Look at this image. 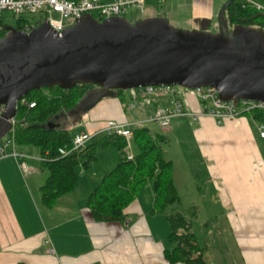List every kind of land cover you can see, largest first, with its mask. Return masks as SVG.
<instances>
[{
	"label": "crops",
	"instance_id": "1",
	"mask_svg": "<svg viewBox=\"0 0 264 264\" xmlns=\"http://www.w3.org/2000/svg\"><path fill=\"white\" fill-rule=\"evenodd\" d=\"M161 1L156 0L159 9L155 1L144 4L135 19L157 16L179 28L210 27L226 0ZM102 102L90 109L93 120L73 134L100 129L105 118H122L115 109L101 118ZM190 106L195 109L193 103ZM59 117L56 125L67 129L70 117L63 113ZM184 119L195 124L194 138L208 162L205 190L225 210L205 219L198 234L191 225L204 259L209 264H264V156L259 150L264 137L258 134V122L250 116L221 124L208 116L195 121L183 116L173 119L164 131L182 127ZM29 146L6 145L0 158V264H168L162 251L172 244L165 239V216L152 212V188L146 187L144 196L137 193L123 210L121 222H95L86 207L88 193L106 172L82 187L77 183L52 207H44L39 187L47 172L34 168L33 162L41 165L38 148ZM19 162L26 165V171L19 169ZM82 173L80 169L77 177ZM196 188L201 189L200 185Z\"/></svg>",
	"mask_w": 264,
	"mask_h": 264
},
{
	"label": "water",
	"instance_id": "2",
	"mask_svg": "<svg viewBox=\"0 0 264 264\" xmlns=\"http://www.w3.org/2000/svg\"><path fill=\"white\" fill-rule=\"evenodd\" d=\"M232 1L219 7L216 33L177 29L157 16L130 22L90 14L59 33L45 21L28 30L8 27L0 37V139L10 128L16 101L53 86H89L69 117L114 90L144 86L211 87L222 101L264 102V33L229 28L223 13Z\"/></svg>",
	"mask_w": 264,
	"mask_h": 264
},
{
	"label": "trees",
	"instance_id": "3",
	"mask_svg": "<svg viewBox=\"0 0 264 264\" xmlns=\"http://www.w3.org/2000/svg\"><path fill=\"white\" fill-rule=\"evenodd\" d=\"M251 1L264 6V0ZM90 15L101 20L94 14ZM223 17L229 28L241 25L264 33V11L255 9L244 0L229 3ZM35 21L31 22L27 16H19L13 19V26H9L0 18V37L8 27L22 30L25 24L37 25ZM88 88V85L76 84L68 89L53 86L31 90L23 98L27 103L33 102V107L18 105L16 108L12 132L14 144L37 147L40 157L44 159L40 164L46 170L47 177L39 187L41 204L52 207L59 196L76 186V166L87 167L94 159L97 148L114 146L119 154L116 165L101 176L86 198V207L92 219L95 222H121L125 218L123 210L135 199L141 187L150 181L154 198L152 212H163L168 226L165 239L172 244L162 251L164 261L168 264H209L191 230V223L177 210L179 199L171 179L172 165L163 158L160 147L165 140L163 135L152 134L145 126L133 127L131 143L136 152L131 160H126L122 155L124 140L116 135L101 134L83 148L69 150L72 135L56 123L61 121L60 114H68ZM113 93L119 102L124 97L121 90H114ZM246 116L264 124L262 114ZM62 149L69 151L66 155H60L59 150Z\"/></svg>",
	"mask_w": 264,
	"mask_h": 264
},
{
	"label": "built area",
	"instance_id": "4",
	"mask_svg": "<svg viewBox=\"0 0 264 264\" xmlns=\"http://www.w3.org/2000/svg\"><path fill=\"white\" fill-rule=\"evenodd\" d=\"M146 0H0V15L7 11L11 18L37 14L36 24L42 21L47 22L51 30L59 33L64 27L69 26L73 21L83 14H94L97 17L108 18L113 16H123L128 9L141 8ZM160 2L161 0H157ZM257 10L264 11V6L251 0H244ZM1 18V17H0ZM34 25L25 24L24 29L28 30ZM127 93V103L124 110L131 118L104 122L103 127L93 131L83 130L72 135L71 148L78 150L83 148L94 137L101 134L116 135L124 140L122 155L126 160H131V129L133 127L157 126L164 130L169 127L173 119L179 117H189L191 121L208 116L217 124L226 121H234L240 116L258 113L264 115V102H254L250 100L222 101L217 97L215 90L211 87H198L187 89L180 86H144L125 90ZM194 104L195 109L191 108ZM18 105L33 107L34 103H27L22 97L16 101L15 111ZM4 111L0 106V117ZM10 128L0 139V158L4 156L3 147L14 146L13 127L15 116L8 119ZM264 125L257 124L260 137H264ZM68 150V151H69ZM67 150H59L60 155H66ZM12 156L15 154L12 152ZM42 157L39 161H43ZM19 169L26 171L24 163L19 162ZM52 252V251H50Z\"/></svg>",
	"mask_w": 264,
	"mask_h": 264
},
{
	"label": "rangeland",
	"instance_id": "5",
	"mask_svg": "<svg viewBox=\"0 0 264 264\" xmlns=\"http://www.w3.org/2000/svg\"><path fill=\"white\" fill-rule=\"evenodd\" d=\"M155 1V3H154ZM162 2V1H161ZM154 3L158 6L156 0H146L145 5ZM144 5L139 9H128L124 12L123 17L128 21L133 22L138 16H141V9ZM27 18L31 19V22L38 20L37 14H29L26 15ZM1 21L3 23L13 26L14 22L11 18V14L7 11H4L0 15ZM216 17V15H215ZM36 22V21H35ZM172 27L177 29H183L188 31H204L210 33L217 32V23L216 19L212 21V25L210 27H191L189 29L179 28L177 25L169 23ZM125 96H127L126 91H123ZM100 110L101 118H105L106 114L112 109L117 110L121 115V119H112L114 121L125 120L128 117V113L124 110L122 112V107H124L125 103H127V99L125 97H121L120 102L115 99L114 95H105L101 98L100 102ZM99 102V101H98ZM96 105V104H95ZM94 105V106H95ZM91 110L86 112H82V116L79 121L75 119L77 117L70 116L67 120L68 127L67 131L70 135L74 132L83 129L82 124L88 121L93 120L92 116H89ZM245 117H248L245 115ZM75 120V121H74ZM106 122V118L103 119ZM64 120H62L63 122ZM182 127H175L173 130H162L157 126L148 125V129L150 133L161 134L165 137L164 142L160 143L162 156L165 160H169L171 162V179L178 195L179 204L177 206V210L180 211L188 220L191 221L192 230L195 234L201 230L200 224L204 222L205 219L210 218L211 216H218L219 214H224L225 210L222 205L216 198L209 197L208 193L205 190V169L207 165V159L202 155L197 142L194 138V128L195 124L184 119ZM31 149H37V147L29 146ZM259 150L261 154L264 156V143H259ZM39 150H36L37 158L39 160ZM136 152V148L131 143V153L134 154ZM118 151L114 146H107L106 148H97L95 150V157L89 163L87 167H82L81 165L76 166L77 174H79L80 169L83 171L82 175H78L77 182L79 187H82L84 184H89L92 180H98V174H102L104 172H108L110 169L114 168L118 159ZM37 161V160H36ZM33 166L35 169H44L41 165H39L38 161L33 162ZM98 184V181H97ZM96 184V185H97ZM201 187L198 190L196 187ZM146 187H150L151 182L147 181L138 191V197L144 196ZM149 189V188H148ZM77 191H81V188H78ZM153 192V191H152ZM86 196V195H85ZM154 199V198H153ZM153 204V200L151 206ZM228 208V207H227ZM156 215H163V212L156 211ZM164 223L166 225V220L164 217ZM209 224V223H208ZM213 224V223H211ZM225 225V223H224Z\"/></svg>",
	"mask_w": 264,
	"mask_h": 264
}]
</instances>
